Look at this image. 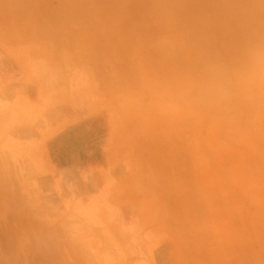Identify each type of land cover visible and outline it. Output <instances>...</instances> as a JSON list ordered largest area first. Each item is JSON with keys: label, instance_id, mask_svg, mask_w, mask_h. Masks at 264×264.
Segmentation results:
<instances>
[{"label": "crops", "instance_id": "0c3cea01", "mask_svg": "<svg viewBox=\"0 0 264 264\" xmlns=\"http://www.w3.org/2000/svg\"><path fill=\"white\" fill-rule=\"evenodd\" d=\"M136 2L153 7L152 0ZM158 4L163 25L176 24V31L162 34L161 48H153L140 42L149 38L145 30L135 34V48L129 42L123 51L122 35L113 30V52L125 54L128 62L114 61L113 73L99 72L90 59L104 54V46H84L98 35L82 32L78 51L69 46L72 36L66 32L56 37L57 54L65 56L54 57L56 68L68 73L60 72L55 87L68 88L67 99L47 101L40 89L38 98L30 97L26 88L8 81L9 74L0 78V182L9 179L6 168L15 171L13 189H0V242H18L21 264L34 261L20 242H69L80 248L79 254H58L47 244L50 253L42 262L48 264H114L120 255L133 264H264V163L258 164L256 177L245 179L244 173L236 186L212 168L245 164L234 163L229 154L221 162L217 152H232L233 145L205 134L222 133L219 77L264 67V36L253 27L264 22V0ZM125 29L123 43L134 38ZM248 34L258 50H232L225 44ZM218 41L225 45L217 47ZM20 49L18 43L15 49L0 44L6 58ZM253 57L257 60L247 63ZM257 81L258 86L264 78ZM11 85L13 90L7 88ZM96 119L103 127L98 157L84 162L78 151L90 144V135L88 126H80ZM68 132L71 147L64 148L68 160L62 163L53 150ZM24 162L27 169L21 168ZM25 177L32 189H25ZM91 244L112 253L87 254ZM7 257L0 246V260Z\"/></svg>", "mask_w": 264, "mask_h": 264}, {"label": "rangeland", "instance_id": "374dc122", "mask_svg": "<svg viewBox=\"0 0 264 264\" xmlns=\"http://www.w3.org/2000/svg\"><path fill=\"white\" fill-rule=\"evenodd\" d=\"M152 2L153 4L149 6L153 7H142L136 4L138 3L136 0H0V44L5 42L8 46L15 49L18 43L23 47V49L18 51L17 55L11 54L9 58L2 56L0 52L1 61L5 68L3 70L4 74L0 75V78H8L5 76L9 74L8 81L14 82L13 84L17 85V88H26L25 93L30 97L38 98V89H40L39 94L45 96L47 101L48 97L56 98V96L67 99L68 88L55 87V79L60 72L63 75L68 73L62 72L64 71L63 69L58 70L56 68L58 63L54 57L65 58L64 55L58 56L57 54L56 48L60 44V39L56 37L66 32L69 36H72L69 46L76 47L78 51L81 47L79 45V42H81L80 36L84 32L89 36L93 33L95 34L94 36L98 35L99 39L94 37L87 38L84 41V46H88L91 49L97 45L104 46V54H92L90 59L94 62V66L99 69V72L113 73L112 64H114V61L122 65L128 63L125 54L113 52L111 39L113 30L122 35L120 43L123 51V48L125 45L128 46L129 42V45H133V48H135L137 44L135 34H145V30L146 36H149V38L146 40L140 39V42H146V46H149L150 42L151 46L154 44L153 48L156 46L161 48L160 36L162 34L170 35L168 31H176L174 27L176 24L163 25L158 12L160 8L156 7L159 5L158 0H152ZM145 13L147 16H145ZM166 13H170V11H166ZM260 15L264 16V10L260 12ZM262 17L258 20H262ZM126 26H128L127 31L133 33L134 38L129 41L125 39L126 42L123 43V38L128 36L125 29ZM253 27L256 29L255 31H262L264 36V22H254ZM49 35L51 36L50 42L52 46L49 44ZM249 35L230 42L227 39L225 44L231 47L232 50L237 48H243L248 52L258 50L260 46L253 43ZM153 36L156 38H152ZM75 42H78V44L75 45ZM218 44H220L219 41ZM225 44H220L217 47ZM262 45L264 46V43ZM69 57L67 56V66L70 64ZM81 58V53L76 52L78 62H80ZM153 58H157V56L153 55ZM253 58V61H248L247 63H253L257 60L256 57ZM12 59L18 64L12 62ZM133 60H136L135 56H133ZM60 62L62 63V61ZM262 62H264V56ZM256 66L253 65L249 69L240 72L234 69L230 71V76L225 80L221 76L219 77L220 81L217 83H220V85H217L218 87H215V89L218 93L221 92L217 114L223 117L222 121L218 120L222 133L220 137L217 134L214 137L205 133L206 136L214 139V141L217 140L220 143L226 141L233 145L234 150L232 152H217V158L221 162H225V155L229 154L227 157H232L234 163L238 161L245 164L243 166L212 168L214 174L226 176L228 180H233L236 186H240L244 180V177H242L244 173L245 179L256 177L261 171L258 164L264 163V150H258L264 147V82L258 85L260 87L256 85L258 77L264 78V67L261 70H257ZM77 72L79 71H71L74 75H77ZM254 77H256V81L253 85ZM226 81H230L229 84L225 85L224 82ZM36 85L41 86L36 87ZM13 87L14 85H11L7 88L13 90ZM223 91L228 93L224 94ZM41 102L45 103L44 101ZM47 104L50 103L47 102ZM47 104H41V106L45 108ZM60 109L64 110L65 107ZM85 125L89 128L90 144L82 149L79 148L78 154L80 160L84 162L96 161L98 157L96 148L102 139V123L99 119H96L82 124L80 127L83 128ZM69 134V132L64 133L56 142L57 145L55 144L58 150L55 147L53 150V153L56 154L58 160L62 163H65L66 159L68 160V151H64V148L71 147L72 138ZM90 146L93 150L90 149ZM21 168L27 169L25 162ZM6 169L7 172L4 173L9 175V179L0 182V189L11 190L13 189L12 180L14 179L15 171L10 166ZM187 172L193 173L188 168ZM42 185L46 186V182H43ZM250 187H252L251 183ZM25 189H32L29 187L27 177H25ZM20 243H22L23 248L30 251V256L28 257L32 262L34 261L33 264H48L47 262H42L48 260L47 257L50 253L46 247L48 242ZM68 243L53 242L48 245L51 251L56 250L58 254L59 252L72 255L80 253V248L74 247L75 243L71 247L68 246ZM17 244L18 242H0L2 251L8 256L7 261L0 260V264H21L20 255L23 253L16 252ZM111 249L106 248L103 250L101 247L98 248L96 244H91L86 253L99 254L106 251L104 252L105 255H110L112 253ZM114 264L133 263H126L120 255V261L114 262Z\"/></svg>", "mask_w": 264, "mask_h": 264}]
</instances>
